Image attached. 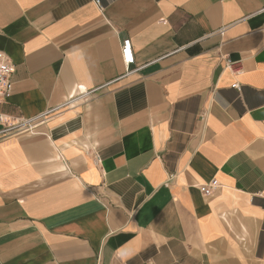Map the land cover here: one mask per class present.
Returning a JSON list of instances; mask_svg holds the SVG:
<instances>
[{"label":"crops","instance_id":"obj_1","mask_svg":"<svg viewBox=\"0 0 264 264\" xmlns=\"http://www.w3.org/2000/svg\"><path fill=\"white\" fill-rule=\"evenodd\" d=\"M0 51L8 121L95 91L0 140V264H264V0H0Z\"/></svg>","mask_w":264,"mask_h":264},{"label":"built area","instance_id":"obj_2","mask_svg":"<svg viewBox=\"0 0 264 264\" xmlns=\"http://www.w3.org/2000/svg\"><path fill=\"white\" fill-rule=\"evenodd\" d=\"M97 4L101 7V3L96 1ZM102 9V7H101ZM224 30L220 31V34H223ZM122 57L123 62L127 69L135 64V60L132 53V43L130 39H127L123 42L122 45ZM227 65L230 67L233 66L230 61L227 59ZM15 72V66L11 59L2 51H0V108L3 101L6 97L12 92L13 89V75ZM234 89L241 91V86L238 84L233 85ZM95 91L86 92L79 95L71 96L59 109L49 111L36 119H14L13 121H8L0 110V140H6L13 137H18L25 134H34L36 133L40 124L44 120L52 115L54 112L61 109L72 108L77 106L80 103L86 102L90 99ZM207 118V113H201L202 121H205ZM220 187V184L214 180L209 185H203L200 187L201 192L209 197L214 194V192Z\"/></svg>","mask_w":264,"mask_h":264}]
</instances>
